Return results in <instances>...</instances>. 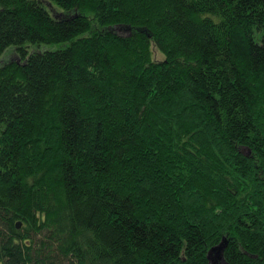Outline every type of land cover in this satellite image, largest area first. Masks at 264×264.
<instances>
[{
  "label": "trees",
  "instance_id": "1",
  "mask_svg": "<svg viewBox=\"0 0 264 264\" xmlns=\"http://www.w3.org/2000/svg\"><path fill=\"white\" fill-rule=\"evenodd\" d=\"M8 47L0 264H264V0H0Z\"/></svg>",
  "mask_w": 264,
  "mask_h": 264
},
{
  "label": "rangeland",
  "instance_id": "2",
  "mask_svg": "<svg viewBox=\"0 0 264 264\" xmlns=\"http://www.w3.org/2000/svg\"><path fill=\"white\" fill-rule=\"evenodd\" d=\"M51 5V4H49ZM58 7V6H57ZM52 10H53V13H55L56 11H61L60 8H53L51 6ZM32 49H37V47L35 46H31ZM39 50H52V49H57V48H60V47H63L62 45L60 44H52V45H41L39 46ZM9 49L2 55L0 56V66L5 63V62H8L10 59H12L15 54H16V48L15 47H8ZM220 263L219 264H223L222 261H219Z\"/></svg>",
  "mask_w": 264,
  "mask_h": 264
},
{
  "label": "water",
  "instance_id": "3",
  "mask_svg": "<svg viewBox=\"0 0 264 264\" xmlns=\"http://www.w3.org/2000/svg\"><path fill=\"white\" fill-rule=\"evenodd\" d=\"M18 226L21 225L20 222H18L17 224ZM225 241V240H224ZM224 241L222 243H220L219 245L217 246H214L208 253V257H209V260H210V263L211 264H217L218 261H222L223 260V256H222V251H223V248H224Z\"/></svg>",
  "mask_w": 264,
  "mask_h": 264
}]
</instances>
